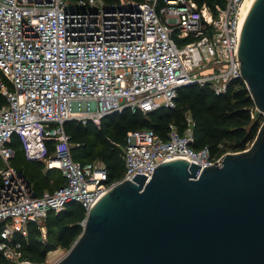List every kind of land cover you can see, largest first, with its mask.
I'll list each match as a JSON object with an SVG mask.
<instances>
[{"label": "built area", "instance_id": "built-area-1", "mask_svg": "<svg viewBox=\"0 0 264 264\" xmlns=\"http://www.w3.org/2000/svg\"><path fill=\"white\" fill-rule=\"evenodd\" d=\"M243 1L225 0L212 16L191 0H0V256L7 264H44L21 260L12 237L25 239L31 223L44 239L47 211L74 201L86 213L109 188L135 174L148 180L162 162L183 159L202 169L223 155L191 147L187 113L183 131L169 125L163 139L151 130L127 132L122 174L108 180L100 162L71 158L62 126L97 125L123 108H171L184 85L223 93L240 79L238 61H228L237 60ZM13 135L26 161L60 172L59 188L33 193L8 163Z\"/></svg>", "mask_w": 264, "mask_h": 264}, {"label": "water", "instance_id": "water-1", "mask_svg": "<svg viewBox=\"0 0 264 264\" xmlns=\"http://www.w3.org/2000/svg\"><path fill=\"white\" fill-rule=\"evenodd\" d=\"M238 33L228 62L238 61L262 115L248 148L202 169L162 162L148 180L135 174L112 186L53 264H264V0H249Z\"/></svg>", "mask_w": 264, "mask_h": 264}, {"label": "trees", "instance_id": "trees-1", "mask_svg": "<svg viewBox=\"0 0 264 264\" xmlns=\"http://www.w3.org/2000/svg\"><path fill=\"white\" fill-rule=\"evenodd\" d=\"M114 1L101 0L106 5ZM130 1L141 3L143 0ZM191 1L198 9H207L212 16L216 15V7L222 9L225 5V0ZM4 104L5 100L0 95V107ZM187 113L192 120L191 147L195 150L205 147L214 158L224 153L246 150L262 121V115L254 110L244 83L241 79H235L220 94H215L207 85L181 86L176 90L174 106L171 108L159 107L148 113L123 108L101 117L97 125L91 121L81 124L70 120L63 123L62 127L68 137L71 158L82 165L100 162L108 180H115L120 178L123 171L121 147L125 143L127 132L151 130L163 139L169 125L179 133L183 131ZM8 145L13 150V155L8 160L9 165L22 173L35 195L47 191L43 188L51 178H54L55 185L47 192H52L63 184L64 179L58 170H45L40 162L25 160L15 135ZM225 147L229 150L224 149ZM84 216V209L74 201L67 202L58 212L47 211L43 221L44 239L33 224H27L25 239L17 234L12 237L14 242L20 244L21 260L40 263L56 247L68 250L81 232ZM0 264H7L1 256Z\"/></svg>", "mask_w": 264, "mask_h": 264}, {"label": "rangeland", "instance_id": "rangeland-1", "mask_svg": "<svg viewBox=\"0 0 264 264\" xmlns=\"http://www.w3.org/2000/svg\"><path fill=\"white\" fill-rule=\"evenodd\" d=\"M224 149L229 150L228 147H225ZM54 185H55L54 184V178H51L50 180H48L47 186H45L43 189H45L47 191L51 190ZM51 252L52 253H49V254L47 253L45 255V258L42 261L44 264H53V263L57 262L66 254L67 250L62 249L60 247H56Z\"/></svg>", "mask_w": 264, "mask_h": 264}, {"label": "bare ground", "instance_id": "bare-ground-1", "mask_svg": "<svg viewBox=\"0 0 264 264\" xmlns=\"http://www.w3.org/2000/svg\"><path fill=\"white\" fill-rule=\"evenodd\" d=\"M248 2H249V0H244L242 3L241 10H242L243 15H244V12H245V9H246Z\"/></svg>", "mask_w": 264, "mask_h": 264}]
</instances>
